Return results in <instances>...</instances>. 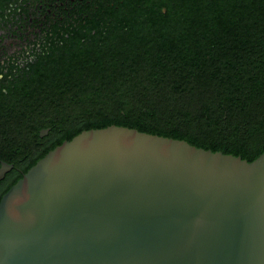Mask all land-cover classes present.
<instances>
[{
  "label": "water",
  "instance_id": "obj_1",
  "mask_svg": "<svg viewBox=\"0 0 264 264\" xmlns=\"http://www.w3.org/2000/svg\"><path fill=\"white\" fill-rule=\"evenodd\" d=\"M0 264H264V153L84 130L1 200Z\"/></svg>",
  "mask_w": 264,
  "mask_h": 264
},
{
  "label": "trees",
  "instance_id": "obj_2",
  "mask_svg": "<svg viewBox=\"0 0 264 264\" xmlns=\"http://www.w3.org/2000/svg\"><path fill=\"white\" fill-rule=\"evenodd\" d=\"M182 14L60 62L58 145L117 125L250 162L264 153V0H188Z\"/></svg>",
  "mask_w": 264,
  "mask_h": 264
},
{
  "label": "flooded vegetation",
  "instance_id": "obj_3",
  "mask_svg": "<svg viewBox=\"0 0 264 264\" xmlns=\"http://www.w3.org/2000/svg\"><path fill=\"white\" fill-rule=\"evenodd\" d=\"M187 1L0 0V202L59 146L60 62L131 24L181 25Z\"/></svg>",
  "mask_w": 264,
  "mask_h": 264
}]
</instances>
